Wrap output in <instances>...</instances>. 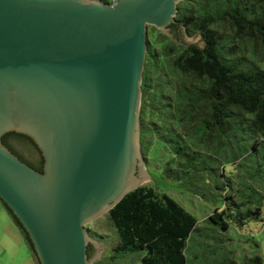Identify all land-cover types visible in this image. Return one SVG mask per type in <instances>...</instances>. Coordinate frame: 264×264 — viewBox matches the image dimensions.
<instances>
[{"label": "water", "instance_id": "1", "mask_svg": "<svg viewBox=\"0 0 264 264\" xmlns=\"http://www.w3.org/2000/svg\"><path fill=\"white\" fill-rule=\"evenodd\" d=\"M182 1L0 0V199L40 264L96 260L86 225L150 182L140 142L148 28L175 38ZM178 41L204 47L200 36ZM10 132L36 143L43 172L3 143Z\"/></svg>", "mask_w": 264, "mask_h": 264}, {"label": "trees", "instance_id": "2", "mask_svg": "<svg viewBox=\"0 0 264 264\" xmlns=\"http://www.w3.org/2000/svg\"><path fill=\"white\" fill-rule=\"evenodd\" d=\"M175 19L190 35H201L204 47L149 26L141 152L147 166H161L166 177L184 180L190 193L213 201L207 224L218 234L199 236L216 255L207 262L202 249L193 252L199 220L151 183L106 213L118 241L107 261L95 263L127 264L118 261L140 254L133 264H263L260 254L241 257L221 242L264 215V0H183ZM11 139L21 148H13ZM2 140L44 171V157L30 137L10 132ZM0 201L40 264L28 232Z\"/></svg>", "mask_w": 264, "mask_h": 264}, {"label": "rangeland", "instance_id": "3", "mask_svg": "<svg viewBox=\"0 0 264 264\" xmlns=\"http://www.w3.org/2000/svg\"><path fill=\"white\" fill-rule=\"evenodd\" d=\"M184 33L188 38L198 37L201 35L195 34L190 35L187 31ZM203 40V38H202ZM185 44H193V43H185ZM147 169V176L150 177V182L145 184H151L156 186L158 189H160L163 192L168 193L170 196H172L175 200H177L181 205H183L191 214H193L198 220H199V226L203 229H201L200 232L195 233L193 236V239L191 241L190 247L192 248L193 252L198 250V248L204 251V254H202L203 258H206L208 256L207 262H212V258L215 257V254H212V249L214 246L207 247L204 243L201 244V235H217L218 233L211 229H208L207 224V218L208 216L213 212L215 209V206L211 202H208L205 198L198 197L196 195H193L190 193V189L187 188V183L184 180H175L172 178L166 177V175L163 174L162 168L159 165L154 166H147L146 162L144 160V165ZM211 197H209L210 199ZM219 204V203H218ZM0 209L3 210L4 214L7 217H10L8 211L3 206L2 202L0 201ZM12 223L15 227V222L11 218ZM86 229L88 230L89 234L91 235V239L94 243H97L101 247V252L99 256L96 258V260L90 261V264H96L95 262L99 260L107 261L109 259V256L114 254L113 247L115 246V243L118 241V235L116 232V229L110 222V220L107 218L106 213L99 216L98 218L94 219L90 223L86 225ZM17 230H19L17 228ZM0 228V237L2 236ZM213 233V234H212ZM225 237H229L232 240L231 241H224L221 242L224 245L230 246V248L235 247L236 254L241 257H249L253 258L254 256L260 254L264 259V215L257 221H252L249 225H247L243 230H231L228 232V234ZM213 240V238H211ZM208 239V243H212L214 245V242H212ZM204 240V239H203ZM201 245V246H200ZM202 245L205 246V248L202 247ZM228 249V248H227ZM23 257V256H22ZM21 257V258H22ZM141 257L140 254H134V255H127L126 259L124 258V261H122V258L118 261L120 263L126 262L127 264H133L139 261V258ZM0 264H12L10 261V258L6 251H1L0 249ZM14 264V263H13ZM264 264V263H263Z\"/></svg>", "mask_w": 264, "mask_h": 264}, {"label": "crops", "instance_id": "4", "mask_svg": "<svg viewBox=\"0 0 264 264\" xmlns=\"http://www.w3.org/2000/svg\"><path fill=\"white\" fill-rule=\"evenodd\" d=\"M0 228L2 231L0 249L7 252L12 264H37L20 231L13 225L11 216L7 217L2 209H0Z\"/></svg>", "mask_w": 264, "mask_h": 264}, {"label": "flooded vegetation", "instance_id": "5", "mask_svg": "<svg viewBox=\"0 0 264 264\" xmlns=\"http://www.w3.org/2000/svg\"><path fill=\"white\" fill-rule=\"evenodd\" d=\"M169 30H170V33H172V35H174L175 37H178L181 40L183 39L184 27H182L177 22L171 24L169 26ZM10 141L12 142V143H10V145H12V147L15 146V145L18 146V147L20 146L19 143L17 142V140L11 139ZM94 251H95V248H94L93 244L90 243L88 245V248H87V253H88L89 258L94 256Z\"/></svg>", "mask_w": 264, "mask_h": 264}, {"label": "built area", "instance_id": "6", "mask_svg": "<svg viewBox=\"0 0 264 264\" xmlns=\"http://www.w3.org/2000/svg\"><path fill=\"white\" fill-rule=\"evenodd\" d=\"M114 1V0H113Z\"/></svg>", "mask_w": 264, "mask_h": 264}]
</instances>
